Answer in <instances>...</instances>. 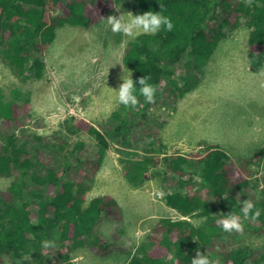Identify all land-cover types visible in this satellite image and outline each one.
Here are the masks:
<instances>
[{"label":"trees","instance_id":"trees-1","mask_svg":"<svg viewBox=\"0 0 264 264\" xmlns=\"http://www.w3.org/2000/svg\"><path fill=\"white\" fill-rule=\"evenodd\" d=\"M124 1L127 0H95L88 6L84 0H0V58L21 82L40 80L45 73L42 55L54 42L58 28H90L103 22L100 18L114 15L115 6ZM159 6L163 7V15L171 19L173 29L137 35L127 43L122 59L123 65L133 72L134 82L151 77L149 83L157 86L155 102L175 101L195 86L196 77L190 85L186 83V89L181 88L174 80V66L185 54L190 56L192 65L196 64L194 67L202 65L226 37L225 29L246 26L250 67L256 71L264 66V0H252L251 6L242 0H132V13L149 10L158 13ZM163 80L168 82L167 88L161 85ZM136 87L140 85L137 83ZM140 100L138 111L145 118L151 104L142 97ZM29 104V97L18 89L10 90V98L0 89V123L5 127L19 126L21 113ZM128 113L125 108L124 117L112 114L113 121L119 122L111 133L114 138L125 139ZM161 127V123L150 122L139 133L142 136L134 137L135 141H143L146 153L161 148ZM68 131L84 132L94 139L97 148L94 160H85L81 155L83 144L77 143L72 151L76 156L70 159L69 155H74L70 152L66 155L67 163L56 169L52 166L58 160L56 156L48 155L52 165L48 164L41 151L32 157L16 134L0 136L4 141L0 146V177L16 176L7 198L0 191V264L3 256L9 257V264H51L54 247L43 248L45 240L54 241L56 246L91 238L98 244L94 253H108L107 241L96 236L94 228L106 218L119 221L120 208L114 198L105 195L87 202L89 178L93 175L79 176L77 167L85 162L92 174L97 172L110 144L105 133L80 118L70 119ZM36 139L46 144L40 137ZM50 146L59 154L69 149L64 139ZM228 159L217 145H207L201 155L192 159L150 155L139 163L134 174L127 173V178L136 185L149 167L154 169L161 185L173 186L172 191H164L165 205L182 217L160 219L147 235L150 248L133 256L127 264H191L192 250L198 247L214 253L217 264H247L252 250L233 246L230 234L217 227L213 216L217 209L221 210L219 214H240L244 193L258 189L259 195L251 194L248 199L260 210V217L255 225L246 220L243 223L250 230L264 232V147L252 159H245L239 168L228 164ZM257 174L259 177L251 188L250 179ZM197 176L200 179L196 183ZM27 177L31 188L25 192L23 179ZM195 184L197 190L206 188L216 197V205L191 195L189 190ZM191 217L204 218V222L194 226L187 220ZM259 259L264 260V255Z\"/></svg>","mask_w":264,"mask_h":264},{"label":"rangeland","instance_id":"rangeland-1","mask_svg":"<svg viewBox=\"0 0 264 264\" xmlns=\"http://www.w3.org/2000/svg\"><path fill=\"white\" fill-rule=\"evenodd\" d=\"M84 1L88 6L95 2ZM118 7L120 12L132 13V0L119 3L116 9ZM120 12L115 11L113 16H118ZM241 22L244 23L243 20ZM224 32L226 37L202 65L194 67L196 64L192 65L190 56L185 54L174 66V80L181 88L186 89V83L190 85L197 78L195 86L183 97L151 104L146 109L145 118L138 111L140 106L127 108L129 113L126 116L124 140L114 138L111 133L115 124L119 123L113 121L112 114L119 113L124 117L125 107L116 102L114 94L106 87L117 89L122 82L120 77L126 68L122 62L123 54L132 38L113 34L105 27V22L87 29L73 26L58 28L54 42L42 55L44 76L27 83L21 82L0 58V89L4 95L10 98V90L18 89L30 101L29 108L21 113L19 126L5 127L0 123V136L16 134L32 157L36 151H41L48 164L52 165L48 155L56 156L58 160L52 165L56 169L62 163H67L66 155L72 153L77 143L83 144L81 155L85 160H94L97 156L96 144L91 136L84 132L68 131L73 117L93 124L106 134L110 144L97 172L92 174L85 162L77 167L79 176L93 175L89 178L91 189L86 196L87 202L105 195L114 198L120 208L119 221L106 218L94 228V234L107 241L108 253H94L93 248L98 244L86 238L56 245L51 253V264H127L133 256L141 255L150 248L147 235L160 219H182L165 205L163 197L155 195L158 188L170 192L173 186L170 183L161 185V179L154 175V169L149 167L136 185L127 178V173L131 171L134 174L144 158L150 155H180L192 159L201 155L205 146L217 145L229 156L227 163L239 168L245 159H252L264 147V66L256 71L250 67L249 29L246 26L242 24L236 30L225 29ZM128 71L133 79V72ZM124 74L127 75L126 72ZM161 85L167 88L168 82L163 80ZM150 122L162 124L159 130L162 146L148 154L143 141H135L134 137L139 136L141 130L145 131ZM37 137L46 144L38 141ZM60 139L69 145L64 154H59L56 148L50 146L56 145ZM3 142L0 138V146ZM72 154L69 155L70 159L76 156ZM257 177L259 174L250 179L251 188ZM15 179L14 175L0 177L3 197L7 198V191ZM150 179L155 184L149 183ZM23 181L26 192L31 188V182L28 177ZM189 191L210 205L217 203L216 197L206 188L197 190V184ZM251 194L258 196V189L245 192V199L241 202ZM220 212L217 209L214 215L218 216ZM187 220L194 226L204 222V218L196 217ZM246 221L251 225L257 223ZM229 237L233 246H247L252 250L253 255L247 264H264V260L259 259L264 255L263 231L244 226L243 234L232 233ZM197 251L207 254L212 260L215 258L214 253L203 247L192 250L193 258ZM9 262V257H2L1 264Z\"/></svg>","mask_w":264,"mask_h":264},{"label":"clouds","instance_id":"clouds-1","mask_svg":"<svg viewBox=\"0 0 264 264\" xmlns=\"http://www.w3.org/2000/svg\"><path fill=\"white\" fill-rule=\"evenodd\" d=\"M244 2L248 6H251L252 4V0H244ZM159 8L160 11L158 13H154L153 11L149 10L143 14L134 15L131 12H120V8L118 7L115 9V11L120 12L118 16L109 15L106 19H100L101 21L105 22V27L109 28L113 34H120L124 37L132 39H134L138 34L154 35L162 28L166 31H171L174 26L171 19L163 15L162 6H159ZM124 72H126L127 75H125ZM122 73L123 74L120 77L122 82L118 85L117 89H110L106 87L111 93L114 94L116 102L119 105H122L125 108H135L141 103V97L145 103H155L157 86L149 83L151 79L149 75L141 77L134 82L131 78L132 73L126 68H124ZM137 83L140 85L139 88L136 87ZM196 179L199 180L200 177L197 176ZM148 182L155 184V181L152 179H150ZM155 195L162 198L166 195V193L162 189L158 188L155 192ZM213 217L216 218L215 223L217 227H219L224 233L243 234V221H257L260 217V210L256 208L252 200L247 199L243 201L242 204H240V214L229 212L227 215L221 213L218 216ZM42 247L45 249L53 248L55 247V242L45 240L42 242ZM191 264H217V261L210 259L207 254H202L201 252L197 251L195 258L191 259Z\"/></svg>","mask_w":264,"mask_h":264},{"label":"bare ground","instance_id":"bare-ground-1","mask_svg":"<svg viewBox=\"0 0 264 264\" xmlns=\"http://www.w3.org/2000/svg\"><path fill=\"white\" fill-rule=\"evenodd\" d=\"M115 7H116V6H115ZM68 27H69V26H68ZM92 27H93V26H92ZM71 29H72V28H71ZM74 29H75V28H74ZM85 29H86V28H85ZM92 29H93V28H92ZM90 30H91V29H90ZM87 31H88V30H87ZM71 32H74V31L71 30Z\"/></svg>","mask_w":264,"mask_h":264}]
</instances>
